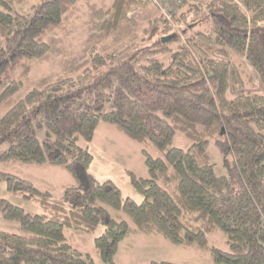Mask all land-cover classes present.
I'll list each match as a JSON object with an SVG mask.
<instances>
[{"label":"trees","instance_id":"16d2710c","mask_svg":"<svg viewBox=\"0 0 264 264\" xmlns=\"http://www.w3.org/2000/svg\"><path fill=\"white\" fill-rule=\"evenodd\" d=\"M17 1L0 0V163L61 167L76 183L59 201L0 172L9 193L42 209L29 213L0 198V217L20 229L0 231V264H97L67 242L65 228L91 235L102 228L94 239L102 264H117L121 242L139 234L195 248L212 264H264V0H189L172 24L148 21L138 47H92L80 78L32 86L23 95L31 63L51 51L50 30L78 0H39L26 14ZM137 7L112 0L103 33L114 34ZM160 54L171 55L167 65L156 59ZM250 71L262 90L252 89ZM100 122L160 152L154 158L141 151L147 178L128 172L141 203L89 174L94 158L79 141L90 144ZM177 133L193 139L185 150L172 144ZM209 138L226 175L210 162ZM216 232L226 250L209 244Z\"/></svg>","mask_w":264,"mask_h":264},{"label":"rangeland","instance_id":"374dc122","mask_svg":"<svg viewBox=\"0 0 264 264\" xmlns=\"http://www.w3.org/2000/svg\"><path fill=\"white\" fill-rule=\"evenodd\" d=\"M17 2L19 11L26 14L33 11V6L39 3V0H18ZM111 4L112 0H78L64 16L63 24L50 30L47 40L51 45V51L43 59L31 63L29 85L21 86L20 95L32 86L56 82L67 77L80 78L84 68L89 66V51L92 47H96L97 51H115L129 44L138 47L142 43L140 40L144 38L142 29L147 22L160 17L152 6L138 5L122 19L116 32L107 36L101 30V26L106 19L105 12ZM173 25L175 32L180 35L178 27L175 23ZM203 28L204 26L200 27V29ZM181 41L186 44L185 37H181ZM170 46L175 48V44ZM170 56V54H160L156 56V59L167 65ZM249 73V79L253 83L252 89L262 90L256 75L251 71ZM6 109L7 107L3 106L1 112L4 113ZM192 140L187 139L182 133H177L172 144L174 147L185 150L191 145ZM79 145L87 147L93 155L94 159L89 169V174L93 178L98 181H113L120 188L123 196L141 203L142 197L129 183L128 172L137 177H148L141 151L144 149L154 158L161 156L151 143L139 144L114 126L100 122L92 142L86 145L80 140ZM207 153L216 174L226 175L223 157L211 138L208 139ZM0 172L31 181L37 189L49 192L53 199L59 201L62 200L64 191L76 183L65 169L49 165L0 163ZM0 198L23 208L26 212L42 213V209L37 204L26 202L9 193L4 182H0ZM110 213L114 217L118 215L132 226L126 215L113 210H110ZM0 231L20 233L17 224L7 222L1 217ZM101 231L102 228L91 235L65 228L64 233L67 242L73 248L84 255H90L97 264H102L94 248L95 236H98ZM208 240L210 245L226 250L225 239L221 232L209 235ZM115 261L117 264H149L152 261L174 264H212L207 253L195 248L173 245L160 235L140 234L131 235L121 242Z\"/></svg>","mask_w":264,"mask_h":264},{"label":"built area","instance_id":"2783aa9c","mask_svg":"<svg viewBox=\"0 0 264 264\" xmlns=\"http://www.w3.org/2000/svg\"><path fill=\"white\" fill-rule=\"evenodd\" d=\"M140 5L152 6L160 15L170 23H173L182 5L188 3L189 0H132Z\"/></svg>","mask_w":264,"mask_h":264},{"label":"water","instance_id":"95a60500","mask_svg":"<svg viewBox=\"0 0 264 264\" xmlns=\"http://www.w3.org/2000/svg\"><path fill=\"white\" fill-rule=\"evenodd\" d=\"M162 41H163V42H165V41H166V39L164 38Z\"/></svg>","mask_w":264,"mask_h":264},{"label":"crops","instance_id":"0c3cea01","mask_svg":"<svg viewBox=\"0 0 264 264\" xmlns=\"http://www.w3.org/2000/svg\"><path fill=\"white\" fill-rule=\"evenodd\" d=\"M95 179V178H94ZM99 259V258H98ZM96 262V261H95Z\"/></svg>","mask_w":264,"mask_h":264}]
</instances>
